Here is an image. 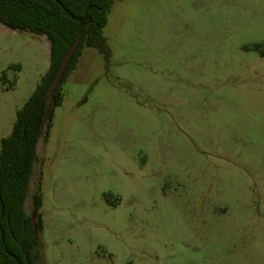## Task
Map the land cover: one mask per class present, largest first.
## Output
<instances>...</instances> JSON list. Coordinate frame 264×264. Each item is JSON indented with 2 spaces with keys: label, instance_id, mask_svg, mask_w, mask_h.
<instances>
[{
  "label": "rangeland",
  "instance_id": "1",
  "mask_svg": "<svg viewBox=\"0 0 264 264\" xmlns=\"http://www.w3.org/2000/svg\"><path fill=\"white\" fill-rule=\"evenodd\" d=\"M103 36L37 146V264H264V0H117ZM49 68L0 24V151Z\"/></svg>",
  "mask_w": 264,
  "mask_h": 264
},
{
  "label": "trees",
  "instance_id": "2",
  "mask_svg": "<svg viewBox=\"0 0 264 264\" xmlns=\"http://www.w3.org/2000/svg\"><path fill=\"white\" fill-rule=\"evenodd\" d=\"M117 0H0V24L8 29L46 37L50 68L41 83L17 111L11 134L2 139L0 151V264H37V237L32 215L25 210L37 161L40 138L49 130L54 108L63 103L62 83L76 68L84 48L109 55L103 29ZM122 1V0H119ZM81 41L59 84L51 107L44 97L66 53L78 35ZM38 227L42 196L34 198Z\"/></svg>",
  "mask_w": 264,
  "mask_h": 264
},
{
  "label": "water",
  "instance_id": "3",
  "mask_svg": "<svg viewBox=\"0 0 264 264\" xmlns=\"http://www.w3.org/2000/svg\"><path fill=\"white\" fill-rule=\"evenodd\" d=\"M81 38H82V33H80L76 39V41L74 42L73 46L69 49V51L66 53L55 77L53 78L52 82L50 83L44 97H48L49 99V103L50 105L52 106L53 103H54V97H55V93H56V90L59 86V84L61 83V80L68 68V65L70 63V60L73 56V54L75 53L80 41H81ZM36 217H37V212L34 211L32 213V220L33 222H36ZM38 224L37 223H34V231H35V236L37 237L38 235Z\"/></svg>",
  "mask_w": 264,
  "mask_h": 264
},
{
  "label": "flooded vegetation",
  "instance_id": "4",
  "mask_svg": "<svg viewBox=\"0 0 264 264\" xmlns=\"http://www.w3.org/2000/svg\"><path fill=\"white\" fill-rule=\"evenodd\" d=\"M34 211H36V210H34ZM34 211H33V212H34ZM36 212H37V211H36ZM35 223H36V222H35Z\"/></svg>",
  "mask_w": 264,
  "mask_h": 264
}]
</instances>
